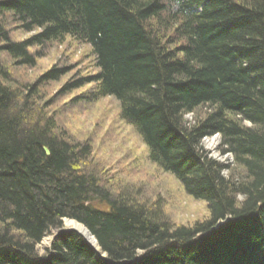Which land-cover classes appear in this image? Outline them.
Returning <instances> with one entry per match:
<instances>
[{
	"label": "trees",
	"instance_id": "trees-1",
	"mask_svg": "<svg viewBox=\"0 0 264 264\" xmlns=\"http://www.w3.org/2000/svg\"><path fill=\"white\" fill-rule=\"evenodd\" d=\"M15 30L32 36L16 40ZM69 37L91 45L95 71L68 78L60 94L88 99L93 86L89 105L116 99L156 172L205 203L206 221L173 227L133 192L113 193L115 171L108 177L89 148L35 105L39 88L60 82L69 67L12 85L1 54L34 68ZM217 134L220 153L234 157L227 174L228 165L200 146ZM252 213L264 216V0H0V264H107L75 232L38 254L65 219L89 229L115 261L141 249L137 264H213L198 252L207 241H188L228 216L236 225Z\"/></svg>",
	"mask_w": 264,
	"mask_h": 264
},
{
	"label": "rangeland",
	"instance_id": "rangeland-1",
	"mask_svg": "<svg viewBox=\"0 0 264 264\" xmlns=\"http://www.w3.org/2000/svg\"><path fill=\"white\" fill-rule=\"evenodd\" d=\"M31 36V33H20L16 30L13 33V38L18 40L28 39ZM48 53L49 56L36 61L37 64L34 68L17 66L9 56L4 54H1V61L12 74V85L16 88L21 85L33 84L54 65L60 64L69 67L68 76L60 82H50L38 87V95L43 100L35 101V105L47 116L54 117L58 128L66 130L74 136L78 134V136H87L93 139V142L97 144L96 149L99 150L102 164L106 167L107 176L111 177L112 170L115 171L114 182L111 183L113 193L133 192L132 194L146 206L162 209L166 215L165 219L175 225L190 226L196 222L206 221L209 218V211L205 203L194 201L188 197L173 176L156 172V167L146 158L143 146L141 147V143H139L141 141L139 136L131 125L121 120L120 107L116 99L101 98L92 101V104L89 105V98L91 99L89 91L93 86H88L85 89L88 91L86 92L88 99L85 95L81 100L78 99L85 92L82 94L79 92L60 94L59 91L63 90L62 85L68 78L70 79L80 72L83 76L91 74L88 68L95 71L91 45L80 43L69 37L61 45L59 43L51 44ZM21 91L26 93V88ZM43 93H45L44 97H42ZM74 97L76 98L74 99ZM205 112V110L201 111L202 114ZM188 117L189 121H192V115L190 114ZM244 124L249 126L248 123ZM214 143L216 145L211 147L210 144ZM219 143L221 140L216 135L206 138L203 144L210 151L212 157L221 161L230 160L231 163L233 161L231 155L224 157L221 153L219 154ZM135 146L138 151L132 150ZM117 164L120 165L121 170L116 169ZM57 234V230H52L51 234L37 246L36 250L40 256L51 252L54 235Z\"/></svg>",
	"mask_w": 264,
	"mask_h": 264
},
{
	"label": "bare ground",
	"instance_id": "bare-ground-1",
	"mask_svg": "<svg viewBox=\"0 0 264 264\" xmlns=\"http://www.w3.org/2000/svg\"><path fill=\"white\" fill-rule=\"evenodd\" d=\"M192 10H200V5H193ZM17 39V38H16ZM18 40V39H17ZM186 119L190 120L188 116H186ZM63 132L66 134L68 139L81 143L84 145L87 149H90L91 154L89 155L90 159H92L95 163H102V160L100 158V154L98 152V148L96 149V145L93 142V139L91 137L87 136H78V134L75 136L71 133H68L66 130H63ZM58 136L61 137V133H58ZM205 137L201 141V149L204 151L205 155H207L208 159H211L212 161L219 162L224 165H228V169H224V173L226 174L229 170V166H234V157L232 154L228 153L226 155H223L226 157L227 155L233 158V161H221L218 160L210 155V151L207 150L204 147V141L206 140ZM141 143V147L143 146V149L146 150V146L142 141H139ZM216 143L210 144V146H215ZM135 148H132V150H137ZM139 148V146H138ZM45 153L47 155H50V152L48 148H45ZM220 154V150H219ZM264 216L261 217L260 214H249L248 216L240 218L242 221L240 224L237 223L236 225L233 223L235 220L232 217H226L224 220L217 223L214 227H212L211 230H209L207 233L202 234L199 233L195 238L190 239L187 243L188 245H196L198 244L197 241H207V242H201L198 244V252H201L202 254H205V257L207 258V262L216 263V264H264ZM167 222V219H165ZM64 222V224H63ZM62 222L61 227L57 230V235H54L53 243L59 238V236L62 233L70 232L68 229H72L77 234H79L81 237L84 238L85 242L93 248V251H95V257L97 259L104 260L107 264H137L140 259L143 257L144 254H146L147 250H136V256L134 259L131 260H122V261H115L114 259H111L108 257V254L102 249L99 242L95 238V236L87 229L83 224L76 220H65ZM172 224V223H170ZM173 227L181 226V225H175L172 224ZM63 226V227H62ZM243 227V228H242ZM55 230V229H54ZM51 234V233H50ZM49 235V234H48ZM47 235V236H48ZM45 239V238H44ZM43 239V240H44ZM197 240V241H195ZM196 242V243H195ZM221 243L224 245V248H220ZM191 246V247H192ZM107 257H106V255ZM203 260V259H202Z\"/></svg>",
	"mask_w": 264,
	"mask_h": 264
},
{
	"label": "water",
	"instance_id": "water-1",
	"mask_svg": "<svg viewBox=\"0 0 264 264\" xmlns=\"http://www.w3.org/2000/svg\"><path fill=\"white\" fill-rule=\"evenodd\" d=\"M65 220H66V219H65ZM65 220H64V221H65ZM68 231H70V232H71V231H73V230H72V229H68Z\"/></svg>",
	"mask_w": 264,
	"mask_h": 264
}]
</instances>
